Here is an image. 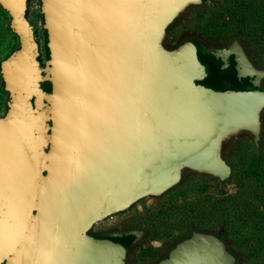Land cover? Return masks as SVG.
Listing matches in <instances>:
<instances>
[{
	"label": "water",
	"instance_id": "water-1",
	"mask_svg": "<svg viewBox=\"0 0 264 264\" xmlns=\"http://www.w3.org/2000/svg\"><path fill=\"white\" fill-rule=\"evenodd\" d=\"M202 4L41 0L42 64L26 0H0L19 42L0 62V264H126L123 245L89 235L94 225L162 196L185 171L226 182L222 148L238 134L259 153L264 70L238 39L212 53L224 66L233 56L253 90L208 88L194 41L164 46ZM217 235L193 231L156 264H237Z\"/></svg>",
	"mask_w": 264,
	"mask_h": 264
},
{
	"label": "rangeland",
	"instance_id": "rangeland-1",
	"mask_svg": "<svg viewBox=\"0 0 264 264\" xmlns=\"http://www.w3.org/2000/svg\"><path fill=\"white\" fill-rule=\"evenodd\" d=\"M211 1L210 6L187 8L167 30L164 46L173 49L188 39L196 38L214 47L239 38L254 64L264 70L263 43H247V39L235 33L239 21L233 20L240 16L249 19L257 9L264 10V0ZM236 12L237 16L234 15ZM9 22L8 16L0 9V62L17 42L10 31H6ZM245 30L254 34L250 23ZM1 79L0 75L2 114L8 98ZM261 88L264 90V81ZM262 153L264 111L258 154L251 137L245 133L236 135L223 145L222 155L232 168V180L221 183L209 176L185 171L176 187L160 197L142 199L124 213L99 222L92 233L116 226L145 230L146 238L131 252L129 264H156L158 256L153 252L158 254L163 250L162 255L168 254L193 231L224 236L228 249L238 255L237 264H264V228L259 224L257 229L254 227V222H264V206L260 202L262 183L248 175L251 158Z\"/></svg>",
	"mask_w": 264,
	"mask_h": 264
},
{
	"label": "flooded vegetation",
	"instance_id": "flooded-vegetation-1",
	"mask_svg": "<svg viewBox=\"0 0 264 264\" xmlns=\"http://www.w3.org/2000/svg\"><path fill=\"white\" fill-rule=\"evenodd\" d=\"M203 6H208V5H205V3L200 5V7H203ZM0 9L8 16V18L10 20L9 14L6 11H4L1 7H0ZM41 12H42V10H41V0H26L25 17H26V19H27V21L29 23H31L33 25H36L38 27L36 29V31L34 32V39L38 43V46H39V59L41 58L42 54L44 55V58H45V56H48V53H49L48 48H47V51L45 50L44 43H43L44 40H45V43L47 44V32L40 25L42 23ZM9 25H10V22H9V24L6 27V31H10ZM10 33L15 37V39L17 41L16 43L19 44L17 36L11 31H10ZM235 39H238L239 43L244 48V50H245V52L247 54V50L242 45V43L239 40V38H234L228 44H222V45H218V46H214V47L213 46H209V45L205 44L204 42H202V41H200V40H198L196 38H191V39L187 40V41H194L197 44V47H198V52H197L198 59L207 68V76L203 80H205L208 77V65H209L208 63L210 61H214L215 60L218 63V65L221 66V67H223L225 65L220 58H216L214 55H213L214 56V60L211 59L210 58V54H213L212 52L214 50H216V49H223V48L229 47L233 43V41ZM248 57H249L250 61L252 62V64L255 65L254 62L251 60L249 55H248ZM207 61H208V63H207ZM225 67H226V70L230 69L231 67H233V69L235 71V62H234L233 56H229L228 57V63H227V65ZM255 67H257V66L255 65ZM261 70H263V69H261ZM235 73H236V71H235ZM236 77H237V75H236ZM241 79H248V78H241ZM263 81H264V79L262 80V82ZM249 82L251 84V80L250 79H249ZM1 83H2V79H1ZM4 92H5V90H4ZM7 98H8V96H7ZM7 100L8 99H6V102H5V110H4V112L2 114L0 113V116H4V114H5ZM124 212L125 211L120 212L118 214H115V215L107 218L106 220H109L110 218H112L114 216H117V215H120V214H122ZM106 220H104V221H106ZM104 221H102V222H104ZM96 225H94L92 227V229L89 231V235H91L92 237L97 238V239H108L110 241H113L115 243H119V244L123 245L125 247V249H126V264H129V256H130L131 252L136 248V246L138 244H140L146 238V231L145 230L137 229V228H124V227H121V226H116L115 228H111V229H103V230L101 229L102 231H99L98 233H92V230L94 229V227ZM131 231H133L134 234H131L130 233ZM162 251L163 250H161V252ZM161 252L158 253V254L156 252H153V254H155V256H158V260H156L158 262L161 261L162 259H164L167 256V253L165 255H162Z\"/></svg>",
	"mask_w": 264,
	"mask_h": 264
},
{
	"label": "trees",
	"instance_id": "trees-1",
	"mask_svg": "<svg viewBox=\"0 0 264 264\" xmlns=\"http://www.w3.org/2000/svg\"><path fill=\"white\" fill-rule=\"evenodd\" d=\"M206 2H207L206 0H203V3H205V5H207ZM234 15L237 16L238 13L236 12L234 13ZM233 20L239 21L236 26L235 33L242 35V38L244 40L247 39L245 40L247 41V43L249 42L250 44H252L251 41H254V44H256L258 41V42H262L264 45V10L257 9L256 12L251 13V17L249 19L245 18L244 16H240V17L234 18ZM245 21H248V24H245ZM249 23H250V29L254 32V34H248L245 30L249 26ZM43 43H44L45 50L47 51V44L45 43V40ZM18 46L19 44L16 43L13 47V50L8 54V56L12 52H14L18 48ZM247 54L250 56V53L247 52ZM210 58L214 60L213 54H210ZM46 59H47V56H45L44 58V55L42 54L41 58L38 60L40 63L44 64ZM208 64H209L208 65V77L205 80H202L200 82L202 85L208 88H211L215 91H225V90L249 91V90L254 89V87L250 84L249 79H238L236 77V73L233 67L226 70L225 66L223 67L219 66L215 60L210 61ZM2 85H3V81H2ZM45 91L47 92L50 91L49 85L45 86ZM6 107H7V103H6ZM248 175L250 177L255 178L256 181H260L262 183L263 196L262 198H260V202H262L264 206V154L263 153L257 158L255 156L251 158V163L248 168ZM232 177H233V174H231V177L227 181L232 180ZM258 224L260 228H264L263 221L254 222V227L256 229L258 228ZM217 236L221 238L226 244V240L224 239V236L222 235H217ZM263 247H264V244H263ZM232 254H234L235 257L238 259V255H236L235 253H232Z\"/></svg>",
	"mask_w": 264,
	"mask_h": 264
}]
</instances>
